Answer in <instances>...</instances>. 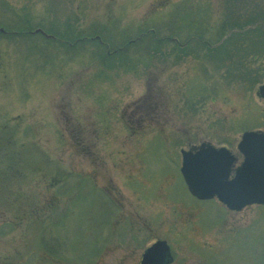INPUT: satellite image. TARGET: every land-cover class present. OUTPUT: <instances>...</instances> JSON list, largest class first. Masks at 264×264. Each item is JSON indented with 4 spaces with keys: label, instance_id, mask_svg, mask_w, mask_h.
<instances>
[{
    "label": "rangeland",
    "instance_id": "1",
    "mask_svg": "<svg viewBox=\"0 0 264 264\" xmlns=\"http://www.w3.org/2000/svg\"><path fill=\"white\" fill-rule=\"evenodd\" d=\"M4 1L30 27L93 40L111 26L135 42L181 3L218 29L264 16V0H0L1 26ZM45 40L0 36V264H140L157 239L169 264H264V208L196 203L180 173L181 148L238 153L244 130H264V74L250 88L249 68L231 78L205 47L188 55L174 40L126 65Z\"/></svg>",
    "mask_w": 264,
    "mask_h": 264
},
{
    "label": "trees",
    "instance_id": "2",
    "mask_svg": "<svg viewBox=\"0 0 264 264\" xmlns=\"http://www.w3.org/2000/svg\"><path fill=\"white\" fill-rule=\"evenodd\" d=\"M4 3L7 7L5 12L9 11L10 16L8 15V21L0 26L8 33L0 32V36L8 37L13 41L32 35L42 38V40L48 39L41 33H30L31 30L41 26L30 27L25 18L20 17L13 9L11 10L5 1ZM184 5L185 3L177 4L173 11L171 10L170 17L161 23L155 29L156 31L150 28V31H147V29L146 32H141L142 35L135 42L130 41L129 37L131 36H128V34L125 36L123 34L122 36L117 35L111 26L102 29V32H104L103 34L101 33L103 37L101 36L100 39L94 40V37L84 30H79L75 33L69 27L68 29H62V32H60L58 25L50 26L49 23H47L48 28H41L54 34L56 38H49L52 44L57 47L60 46L62 49H69V52L72 53L71 55L74 56L80 53L88 43L95 45V57H99L106 64L110 63V58H113V56L118 61H124L126 58L132 60L134 56L140 57L139 55L146 56L149 59L157 52L162 43L168 47L169 43H173V40L178 43L177 45L174 44L173 47L179 48L181 52L188 55H199L203 46L208 51L207 54L220 63L221 68L225 69L227 75L229 74L231 78H236L235 71L239 72L244 67L249 68L252 71L251 75L249 74L251 76L250 88H252L254 80L264 74V30H262L264 27V16L262 13H255L257 16L252 14L244 16L242 14L238 15L237 12V17L231 23L224 21L218 29L217 25H209L206 21L198 20L196 9ZM11 16L18 18L20 24L10 25L9 17ZM258 18H261L262 22ZM239 20L241 22H238ZM247 22L253 25L246 30L243 29V26ZM227 23H229L228 29H232V32L223 40V36L227 32ZM98 33L100 32L98 31ZM45 41L50 43V41ZM183 45L184 47H182ZM50 59L52 58L48 60ZM249 59L254 60L257 67L252 64L248 66L247 62ZM235 62L239 63V65L237 64L238 67L235 66ZM124 63L126 65V60Z\"/></svg>",
    "mask_w": 264,
    "mask_h": 264
},
{
    "label": "water",
    "instance_id": "3",
    "mask_svg": "<svg viewBox=\"0 0 264 264\" xmlns=\"http://www.w3.org/2000/svg\"><path fill=\"white\" fill-rule=\"evenodd\" d=\"M0 32L4 29L0 27ZM32 32H42L40 28ZM264 98V82L258 87ZM243 155L231 178L235 155L226 146L202 142L191 149H180V172L188 190L199 199L216 196L229 208L264 203V131L246 130L237 143ZM173 259L166 240L158 239L145 248L140 264H169Z\"/></svg>",
    "mask_w": 264,
    "mask_h": 264
},
{
    "label": "flooded vegetation",
    "instance_id": "4",
    "mask_svg": "<svg viewBox=\"0 0 264 264\" xmlns=\"http://www.w3.org/2000/svg\"><path fill=\"white\" fill-rule=\"evenodd\" d=\"M30 32H31V31H30ZM1 33H2V32H1ZM3 33H4V32H3ZM34 33H41V34L44 35L45 38H56L55 36H52L53 33H52V34H49V33L45 32V31H44L45 34L42 33V32H33L32 34H34ZM235 154H236V153H235ZM236 155H237V156H236V159H238V161L241 160V156L238 155V154H236ZM238 161L236 160L237 163H239ZM236 162H235V163H236ZM237 166H238V164H236V165L233 164V166L231 167V175H232V173L238 168ZM208 202L213 203V205H214V202H215V203L218 205V210H219L220 212H222L221 208L227 209V210H229L230 212H231V211H232V212L241 211V210H243L244 208H248V207H252V206H255V207H263V208H264V203H263V204H246L245 206L241 207L240 209H233V208H230V209H231V210H230V209H228L225 205H223L221 202L215 200V198H213V199H209V200H206V201L203 200L202 203H208ZM220 207H221V208H220Z\"/></svg>",
    "mask_w": 264,
    "mask_h": 264
}]
</instances>
